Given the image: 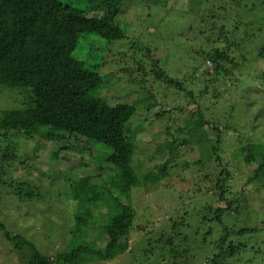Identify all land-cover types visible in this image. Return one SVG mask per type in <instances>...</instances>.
I'll return each instance as SVG.
<instances>
[{
	"label": "trees",
	"instance_id": "obj_1",
	"mask_svg": "<svg viewBox=\"0 0 264 264\" xmlns=\"http://www.w3.org/2000/svg\"><path fill=\"white\" fill-rule=\"evenodd\" d=\"M88 1L90 2L86 8H82L63 0H0V85L24 88L28 96L22 107L3 110L0 115V160L2 159L6 166L5 169L4 164L0 163V204L4 199L2 189L4 184H7L11 192L20 200L42 197V190L31 179H27L25 174L32 173L33 168L37 169L38 161L44 158L39 150V153H35L36 156L39 154L37 158L21 154L22 139L25 142L32 140L37 143H50L51 148L52 144L60 143V151H77L81 154L80 160H84L87 156L89 163L95 167L100 168L99 163L105 167L110 165L109 168L114 174L111 175L112 180L111 178L108 180L110 183L108 190L114 188L119 194L127 196L133 187L141 184L135 179L133 170L137 131L128 125L138 114V104L145 108L149 106L159 108L153 116L154 121L165 120L168 112L175 109L187 111L190 116L187 129L181 126L173 133L172 126L165 127L164 131L168 138L160 144L158 153L149 158L151 160L159 156L162 160L145 173L144 184H157L172 175L171 166L175 163L179 162L186 164L185 167H191L189 161L183 163V160L190 155L198 156L192 165L199 169L208 166L207 170L204 169L205 178L199 177L198 181L206 183V191L211 190L214 193L213 198L215 197L212 203L202 206L199 212L201 215L198 213L201 219L199 229L205 224L208 225L210 235L220 233L213 241L212 253L206 257L205 263L227 264L229 258H235L245 247L243 243L236 244V237L255 233L260 229L257 226L236 229L227 221V215L240 212L241 198L243 202L246 200L243 193L251 182L264 183V141H248L232 157L224 149L226 140L231 138L224 134H229L233 130L231 124L228 122L221 124L207 118L203 110L204 104L199 101L204 99L215 106L220 101L218 97L224 92L218 87H214L212 91V83L221 76L229 78L231 71L238 69L244 71L245 63L255 62L257 58L258 61L264 59V46L255 50L257 39L264 33L263 27L253 26L250 34L245 32L240 35L233 31V24L229 25L232 12L230 5L235 2L238 4L237 0L220 2L221 6L216 11L211 7L212 1L206 2L204 12L201 15V11L198 10L196 17L201 18L203 25H207L206 38L208 39L209 35L213 36V39L211 37V40L208 39L202 45L198 44L202 53L197 51L202 54L207 70L203 73L204 76L203 74L198 76V71L191 70L193 73L188 76L187 86L169 74L168 55L162 57L160 52L155 50L153 43L145 44L146 39L142 38L143 34L141 38L136 39L128 36L131 43L128 44L129 49L133 48L134 53L131 56L125 53L122 58L128 57L129 60L127 66L121 69L127 73L128 82L139 85L141 90L144 88L145 93L141 95V92L136 90L134 94L141 96L134 97V102L111 105L103 96L95 94V90L103 82L99 68H95V65L88 66L84 60L74 55V51L81 38L88 34L100 35L108 41L126 38L127 34L116 28L114 24L126 0ZM190 2L193 4L194 0ZM94 12L100 14L91 16L90 14ZM201 35L200 31V34L195 35L194 41L201 40ZM262 68L264 78V66ZM199 82L203 84L199 85ZM156 87H159L157 93H155ZM162 87L166 89L162 90ZM176 95L186 100L183 109L179 107L183 102L177 101ZM168 101H172L170 104L174 103V105L167 106ZM191 107L193 110L189 109ZM230 118H234V115H230ZM239 128H236L237 132L234 133H238ZM180 133H183V138L177 135ZM79 143H82V146H76ZM201 154L203 157H200ZM241 155L242 159L239 158ZM46 157L50 162L67 160L58 157L54 150H50ZM59 158L61 159L58 160ZM40 164L45 165L47 162ZM250 164L254 169L249 176L247 178L240 176L247 173V169L239 168ZM8 165L12 166L9 170H7ZM63 170L56 169L53 163L48 171L53 178L60 175L62 181L66 182L73 193L75 204L84 202L86 206V202H91V196L84 199L81 195L87 196L88 192L92 193L97 189L93 183L87 182L94 177L91 175L88 176L89 178L81 176L79 179H74L64 174ZM67 170L73 171L74 168ZM10 174L11 180L8 179ZM116 179L119 181L115 182ZM245 179L244 186L232 195L233 184L239 186ZM86 184H88V192ZM114 199L120 204V209L116 216L101 228L106 251L117 244L116 236L129 237L131 231L140 233L147 229L146 224L136 223L134 208L128 209L123 205L119 195ZM221 203L225 204L220 205ZM75 214L84 221V226L93 223L94 215L91 209L86 213L85 209H80ZM78 218H76L77 222L80 223ZM185 219V217L179 221L176 219L170 232L162 230L158 239L161 240L162 246L158 244L157 249L154 248L153 251L158 253L157 250L161 248L166 251L167 235L171 236L168 239L170 243H174L177 233L182 234L181 229L177 232V225H183ZM0 231L16 250L22 253L28 250L25 264H63L78 257L82 252H89L88 246L80 245L72 253L59 252L47 255L34 241L23 234H12L1 220ZM188 235L190 234H185L176 249L172 250L170 262H176L173 264H179L181 260L186 261L189 258L188 243H192V239H189ZM182 242H186V246ZM125 243L127 241L121 246L120 252L127 249ZM149 252L152 250L149 249Z\"/></svg>",
	"mask_w": 264,
	"mask_h": 264
},
{
	"label": "rangeland",
	"instance_id": "obj_2",
	"mask_svg": "<svg viewBox=\"0 0 264 264\" xmlns=\"http://www.w3.org/2000/svg\"><path fill=\"white\" fill-rule=\"evenodd\" d=\"M63 1L71 2L82 8H86L90 2L88 0ZM211 1V7L216 11L225 0H194L193 4L190 0H126L121 13L114 21L115 27L127 34L126 38L108 41L100 35L88 34L81 38L74 51V55L84 60L88 66L95 65V68H99L98 71L103 76V82L95 90V94L103 96L111 105H115L120 102H134V97H140L145 93L144 88L141 90L139 85L130 84L127 73L121 69V67L127 66V60H129L128 57L122 58L125 53L130 56L134 53L133 48L129 49L131 43L128 36L136 39L141 38V34H143L142 38L146 39L144 40L145 44L151 42L162 57L168 55L169 74L185 83V86L188 85L186 81H188L189 74L193 73L191 70L198 71V76L202 75L207 67L204 65L202 54L198 53V51L202 53V50H199V45L211 37L213 39V36L209 35V38H206L207 25H203L201 18L196 17V12L200 10L202 15L204 5ZM237 1L238 4L235 2L230 5L232 12L229 25H234L233 31L240 35L245 32L250 34L253 26H262L264 31V0ZM97 14L99 15L100 12L90 15ZM200 31L202 39L195 42L194 37L196 34H200ZM256 45L255 50L264 46V33L259 36ZM244 66H246L244 71L239 69L231 71L229 78L221 76L215 83H212V91H214V87H218L224 92L218 97L219 103L213 106L204 99L199 101L204 104L203 110L207 118L221 124L226 122L231 124L233 130L229 134H224L226 137H231L226 140L224 149L232 157L248 141H264V78L262 75L264 59L258 61L257 58L255 62L245 63ZM201 84L203 82H199V85ZM231 86L232 88H230ZM157 88L159 87H156L155 93L158 91ZM163 88L166 89V87H162V90ZM136 90H139L141 95L134 94ZM226 91L229 92L226 93ZM157 95L159 96V94ZM27 97L24 88L0 85V115L3 110L22 107L23 103L27 101ZM175 97H177V101L183 102L179 105L183 109L186 100L177 95ZM168 102L167 106L174 105V103L170 104L172 101ZM138 105V114L132 118L128 125L137 131V149L133 170L135 179L141 184L133 187L127 196L119 194L114 188L111 191L108 190L110 187L108 180L110 178L112 180L111 175L114 174L109 168L110 165L105 167L99 163L100 168L95 167L89 163L87 156L84 160H80L81 154L77 151H60V143L52 144L51 148L50 143L20 140L23 150L21 154L37 158L39 154L36 156L35 153L40 151V155L44 158L41 160L42 162L38 161V170L33 168L32 173L25 174L27 179H31L38 185L43 194L42 197L37 196L33 200H20L11 192V188L7 184L3 185L4 199L0 204V220L5 222L12 234H23L34 241L39 249L47 255L59 252L72 253L80 245L89 247V252H82L78 257L70 262L65 261L63 264H173L176 262H170L172 250L176 249L185 234H190L188 235L189 239H192V243H188L190 256L186 261L181 260L179 264H207L205 260L212 253V243L220 235L219 232L210 235L208 225L205 224L199 229L201 226L199 218L201 213L199 212L202 206L212 203V200L215 199L211 190L206 191L207 184L198 181L199 177L205 178L204 169L207 170L208 166L199 169L192 165L198 156L190 155L186 160H183V163L189 161L191 167H185L186 164H179V162L175 163L171 166L172 175L157 184L146 185L143 179L145 173L162 160L159 156L151 160L149 158L158 153L160 144L168 138L164 131L165 127L172 126L173 133L176 132V128L181 126H185L187 129L190 116L187 111L175 109L168 112L165 120L154 121L153 116L159 108L153 106L145 108L141 107V104ZM189 109L193 110L192 107ZM141 110L143 117H141ZM230 115H234V118H230ZM236 128L240 129L238 133H234L237 132ZM182 134L177 135H181L183 138ZM76 146L80 147L82 143ZM50 150H54L58 157H64L67 160L63 162L59 158L58 162H50L46 157ZM200 157H203V154ZM239 158L242 159V155ZM46 162L45 165L40 164ZM0 163H3L2 159ZM53 163H55L56 169H64L63 173L70 178L79 179L81 176L91 175L94 177L93 180H87V182L88 184L93 183L97 189L92 193L88 192V184H86L88 195H81L84 199L91 196V202H86V206L84 202L75 204L72 191L66 182L62 181L60 175L53 178L49 174V167ZM3 164L5 166V163ZM29 164L31 168L32 163ZM7 168L9 170L12 166L8 165ZM69 168H74V170L68 171ZM243 168L247 169V173L240 176L247 178L254 166L250 164L239 169ZM7 172L9 173V171ZM8 179H12L11 174ZM118 181L116 179L115 182ZM245 181L246 179L242 180L239 186H236V183L233 184L232 195H235L234 192L244 186ZM243 194L246 200L243 202V198H241L240 212L236 211L232 215H227V221L236 229L247 226H257L260 229L255 233L241 234L236 237V244L243 243L245 247L235 258H229L227 264H264V183L251 182ZM117 195L121 199L120 202L128 209L134 208L136 223L146 224L147 229L140 233L131 231L129 237L116 236L117 244L106 251L105 238L102 237L104 233L101 228L110 222L120 209V204L114 199ZM80 209H85V213L91 209L94 215L93 223L84 226V221L75 214ZM184 217L186 222L183 225H177V232L181 229L182 234L178 235L177 233L175 242L170 243L168 239L171 236L169 234L165 240L168 249L163 251L161 248L157 250L158 253L153 251L158 244L162 243L161 240H158L161 231H172L175 220L179 221ZM76 218L81 222L78 223ZM189 224H191L190 227ZM125 241H127L125 243L127 249L120 252ZM182 243L185 246L187 244L186 242ZM149 249L152 252H149ZM27 255L28 250H25L24 253L16 250L0 231V264H25Z\"/></svg>",
	"mask_w": 264,
	"mask_h": 264
}]
</instances>
